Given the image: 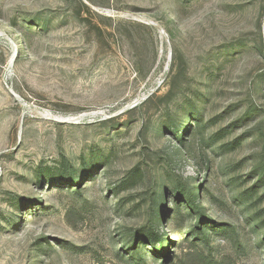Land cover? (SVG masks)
<instances>
[{
	"label": "rangeland",
	"instance_id": "rangeland-1",
	"mask_svg": "<svg viewBox=\"0 0 264 264\" xmlns=\"http://www.w3.org/2000/svg\"><path fill=\"white\" fill-rule=\"evenodd\" d=\"M0 264H264V0H0Z\"/></svg>",
	"mask_w": 264,
	"mask_h": 264
},
{
	"label": "trees",
	"instance_id": "trees-1",
	"mask_svg": "<svg viewBox=\"0 0 264 264\" xmlns=\"http://www.w3.org/2000/svg\"><path fill=\"white\" fill-rule=\"evenodd\" d=\"M136 176V169H133L129 172L128 176L126 177V179L122 180V182H130L133 177ZM117 192V191H116ZM175 194H177V199L178 201H181V199L183 198L184 201L183 203H187L189 204V209H193L196 208L197 210L200 209V204H198L194 198V192L193 190L188 186L182 185V183H180L177 186V190L174 191ZM181 196H180V194ZM155 194L156 192L154 191L151 194V201L153 202L151 205L152 208V217H151V224H149L148 227H139L138 229L136 228L135 230H132L130 236L128 237V241H130L131 244L129 245H133L135 246V248L133 249V255L135 256H139L140 254V247L139 245L142 243H145V241H150V243H152L153 245H156L157 247H159L160 249L162 248V243H161V237L160 234L158 233L157 230V225L155 223V216H156V209H154V205L157 204V198H155Z\"/></svg>",
	"mask_w": 264,
	"mask_h": 264
}]
</instances>
